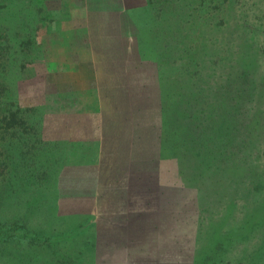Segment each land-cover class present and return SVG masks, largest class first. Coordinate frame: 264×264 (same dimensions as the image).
Here are the masks:
<instances>
[{
    "label": "rangeland",
    "instance_id": "1",
    "mask_svg": "<svg viewBox=\"0 0 264 264\" xmlns=\"http://www.w3.org/2000/svg\"><path fill=\"white\" fill-rule=\"evenodd\" d=\"M124 1L137 6L125 13L141 55L138 72L130 75L139 83L133 93L143 105L153 100L147 115L161 120L160 151L138 167L142 185L130 193L166 216L154 229L160 234L145 230L124 261L112 244L90 250V234L40 242V231L62 235L57 213L33 204L17 212L15 203L8 214L17 212L14 224L30 232L11 246L13 264H264V0ZM42 2L48 6L49 0ZM43 16L39 39L51 21L47 12ZM40 47L14 85L16 106L28 108L38 127L44 123L38 96L50 87L42 79ZM28 136L27 151L10 140L12 166L44 168L54 186L57 148L42 131L40 139ZM6 139H0V152ZM0 214L5 218V210Z\"/></svg>",
    "mask_w": 264,
    "mask_h": 264
},
{
    "label": "crops",
    "instance_id": "2",
    "mask_svg": "<svg viewBox=\"0 0 264 264\" xmlns=\"http://www.w3.org/2000/svg\"><path fill=\"white\" fill-rule=\"evenodd\" d=\"M136 7L49 0L51 21L40 37L41 75L50 84L48 95L42 91V133L57 148L51 163L61 229L84 225L77 234L96 236L85 239L90 250L112 244L124 261L138 236L160 234L154 229L166 218L130 193L142 185L138 167L160 151L161 127L159 116L147 115L153 100L143 105L133 93L141 55L125 13Z\"/></svg>",
    "mask_w": 264,
    "mask_h": 264
},
{
    "label": "trees",
    "instance_id": "3",
    "mask_svg": "<svg viewBox=\"0 0 264 264\" xmlns=\"http://www.w3.org/2000/svg\"><path fill=\"white\" fill-rule=\"evenodd\" d=\"M35 1L0 0V139L7 138L3 142V144L5 143L4 150L2 151V145L0 152V157L4 159V162H0V209L6 212L3 219H1L0 214V264L14 263L12 259L15 260L17 257L15 255L16 250L12 249L11 246L18 245L19 238L27 237L30 232L29 229L18 227V222L14 224L16 213L19 212L18 209L23 212L25 210L22 207L26 204H33L34 208L37 209V206L41 205L39 209L43 210L44 207L51 214L58 211L57 198L50 197L55 194V187L48 182L51 178L48 170L38 168V171H35L36 169H29L24 164V168H20V165L19 167L18 165L12 166L10 158L11 141L21 147V143H23L27 151L29 144L28 142L26 144L25 136L34 134L40 139L43 126L31 125L32 115H26L30 112L29 109L21 110L20 107L16 106L17 90L14 87L16 81L22 80L23 76L25 77L27 68L34 64L40 54L41 41L36 32L41 26V21L46 20L43 13H48V8L42 0L38 1L37 6H33L36 4ZM151 28L152 26H150V30ZM29 50L32 51L31 56H29ZM146 50L149 52L151 49L146 47ZM40 92L39 98L42 96V91ZM44 109L39 108V113H42ZM21 112L25 113L21 114ZM30 136L27 137V141L30 140ZM26 162L29 161L26 160ZM15 170L17 171L15 172ZM12 178L19 179L20 182L12 183ZM42 185H45L46 188ZM15 203L19 204L15 209L17 212L13 215L8 214V212L12 213ZM1 213L5 215L3 212ZM83 227L84 225H79L62 229L60 232L62 235L58 237H48L46 231H40L37 238L40 242L45 241L46 244L69 240L77 235V232ZM75 230L77 231L75 232ZM67 233L70 235H66ZM262 257L264 258V255Z\"/></svg>",
    "mask_w": 264,
    "mask_h": 264
}]
</instances>
